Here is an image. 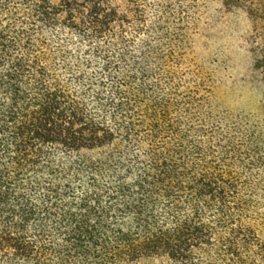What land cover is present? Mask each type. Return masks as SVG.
I'll return each instance as SVG.
<instances>
[{
  "label": "trees",
  "instance_id": "trees-1",
  "mask_svg": "<svg viewBox=\"0 0 264 264\" xmlns=\"http://www.w3.org/2000/svg\"><path fill=\"white\" fill-rule=\"evenodd\" d=\"M218 1L0 0V264H264V119L197 46L244 10L264 88V7Z\"/></svg>",
  "mask_w": 264,
  "mask_h": 264
},
{
  "label": "rangeland",
  "instance_id": "rangeland-1",
  "mask_svg": "<svg viewBox=\"0 0 264 264\" xmlns=\"http://www.w3.org/2000/svg\"><path fill=\"white\" fill-rule=\"evenodd\" d=\"M260 3L264 7V1ZM211 4H219V1L212 0ZM251 28L252 22L241 9L224 20L219 28L201 37L197 46L202 56L218 58L219 94L224 106L234 112L251 111L264 119V88L255 82L256 78L252 79L246 67L248 55L244 49L245 45L251 47V39H246L244 32ZM254 37L259 53L264 44V19L257 20Z\"/></svg>",
  "mask_w": 264,
  "mask_h": 264
}]
</instances>
